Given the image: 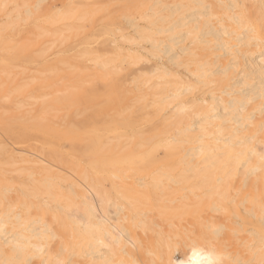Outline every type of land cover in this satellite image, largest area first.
<instances>
[{"label": "bare ground", "instance_id": "bare-ground-1", "mask_svg": "<svg viewBox=\"0 0 264 264\" xmlns=\"http://www.w3.org/2000/svg\"><path fill=\"white\" fill-rule=\"evenodd\" d=\"M0 264H264V0H0Z\"/></svg>", "mask_w": 264, "mask_h": 264}, {"label": "rangeland", "instance_id": "rangeland-1", "mask_svg": "<svg viewBox=\"0 0 264 264\" xmlns=\"http://www.w3.org/2000/svg\"><path fill=\"white\" fill-rule=\"evenodd\" d=\"M124 24H125V23H124ZM125 27H126V29H127V30H126L127 32H128L129 30H130L129 32H131V29H130V27H127V25H126V24H125ZM152 61H154V62H157V63H160V62H161V60H156V61H155V59H154V60H152Z\"/></svg>", "mask_w": 264, "mask_h": 264}]
</instances>
